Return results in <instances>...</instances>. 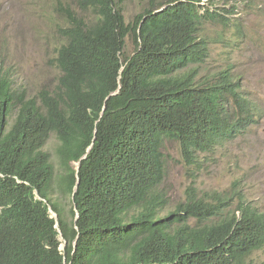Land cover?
<instances>
[{"label":"trees","instance_id":"obj_1","mask_svg":"<svg viewBox=\"0 0 264 264\" xmlns=\"http://www.w3.org/2000/svg\"><path fill=\"white\" fill-rule=\"evenodd\" d=\"M146 1L127 22L122 0H79L91 20L56 0L67 23L51 92L14 88L0 59V264H264L252 258L264 213L238 190L201 198L190 186L160 215L164 139L197 166L248 128L231 121L240 91L228 70L195 81L209 51L201 27L226 19L202 0ZM52 133L57 174L43 149Z\"/></svg>","mask_w":264,"mask_h":264},{"label":"rangeland","instance_id":"obj_2","mask_svg":"<svg viewBox=\"0 0 264 264\" xmlns=\"http://www.w3.org/2000/svg\"><path fill=\"white\" fill-rule=\"evenodd\" d=\"M79 0H68L72 9L91 20V10H82ZM218 9L225 22L205 21L200 36L209 43V55L200 66L199 76L207 77L229 70L245 95L256 103V122L236 139L200 156L197 166L183 160L179 143L165 139L160 147L164 176L158 190L165 196L166 214L185 200L188 187L195 195L222 194L231 197L238 190L244 201L264 213V0H204ZM55 0H0L1 67L8 68L14 88L34 96L42 88L53 90L59 70L54 64L56 51L64 39L56 32L65 19L56 13ZM125 20L147 7L146 0H122ZM134 44L125 38L124 52L132 54ZM55 134L43 149L48 151L55 174L61 172ZM73 168L77 163L71 162ZM56 185V183H55ZM232 204L236 201L234 196ZM53 215V214H52ZM63 248V243L60 245ZM252 258L264 262V247Z\"/></svg>","mask_w":264,"mask_h":264},{"label":"clouds","instance_id":"obj_3","mask_svg":"<svg viewBox=\"0 0 264 264\" xmlns=\"http://www.w3.org/2000/svg\"><path fill=\"white\" fill-rule=\"evenodd\" d=\"M202 3L204 4V6L205 7H208L207 6V4L204 2V0H202ZM55 4H56V0H55ZM210 10H216V11H218V9H211L210 7H208ZM55 11H56V5H55ZM219 12V11H218ZM56 13H57V11H56ZM220 13V12H219ZM60 15V14H59ZM66 21V20H65ZM67 23V22H66ZM58 27H60V26H58ZM57 27V28H58ZM57 28H56V32H57ZM58 34V33H57ZM204 38V37H203ZM205 39V38H204ZM206 40V39H205ZM207 41V40H206ZM207 43H208V41H207ZM208 49H209V43H208ZM208 55H209V51H208ZM208 57V56H207ZM207 57L205 58V60L207 59ZM0 59H1V56H0ZM1 61H2V64H3V59H1ZM205 62V61H204ZM204 62H201V63H199V65L201 66ZM1 64V65H2ZM200 66H199V68H200ZM2 68V67H1ZM3 69V68H2ZM3 70H8V68H4ZM221 71H223V70H221ZM229 71V70H228ZM8 72H9V70H8ZM219 72V71H218ZM230 73H231V71H229ZM10 73V72H9ZM199 74H200V69H198V74L196 75V77H195V81L198 83V84H202V85H204V86H207L209 83H210V81L212 80V78L214 77L213 75L215 74H212V75H210V76H207V77H203V76H199ZM232 74V73H231ZM233 75V74H232ZM10 76L12 77V75H11V73H10ZM13 79V78H12ZM233 79L235 80V79H237V81L239 80V78H235L234 76H233ZM238 88H239V91H240V95H236V96H231V99H230V102H229V114L231 115V121H233V122H235V123H237V124H239V126H242V127H246V128H248L249 129V127L252 125V124H254L255 122H256V119H255V116H257V115H259V111H257V106H256V103L254 102V101H252L250 98H248L246 95H245V93H244V90H242L241 89V87H240V85H239V83H238ZM42 89H46V88H42ZM42 89H40V90H42ZM39 90V91H40ZM48 90V89H47ZM22 91V90H21ZM38 91V92H39ZM50 92H51V90H49ZM38 94V93H37ZM37 94L36 95H34V96H37ZM27 95V94H26ZM29 96V95H28ZM244 99H246L248 102H243V98ZM247 129V130H248ZM246 130V131H247ZM246 131H243V132H241L240 134H238L234 139H236L238 136H240V135H242V134H244ZM233 139V140H234ZM165 140V139H164ZM163 140V141H164ZM171 140H175V139H171ZM175 141H177L178 143H179V141L178 140H175ZM230 141H232V140H230ZM230 141H226V142H224V143H227V142H230ZM224 143H222V144H224ZM222 144H220V145H222ZM220 145H217L216 146V148L218 147V146H220ZM179 147H180V143H179ZM180 153H181V148H180ZM203 155H205V154H203ZM181 156H182V154H181ZM200 156H202V155H200ZM200 156H199V158H200ZM198 158V159H199ZM163 160V159H162ZM214 195H222V194H213L212 195V197L214 196ZM222 196H224V195H222ZM226 198H230V197H226ZM229 202L231 203L232 201H231V199L229 200ZM238 202V201H237ZM237 202H234V204L235 203H237ZM245 202H247V203H249L248 201H245ZM234 204H230V206L231 207H233V205ZM250 204V203H249ZM250 205H252V204H250ZM253 207H255V208H257L256 206H254V205H252ZM258 209V208H257ZM259 210V209H258ZM160 215H161V213H160ZM53 216H54V213H53ZM258 251V250H257ZM256 252V251H255ZM254 252V253H255ZM253 253V254H254ZM252 254V255H253ZM263 262V261H262ZM257 263H259V262H257Z\"/></svg>","mask_w":264,"mask_h":264},{"label":"water","instance_id":"obj_4","mask_svg":"<svg viewBox=\"0 0 264 264\" xmlns=\"http://www.w3.org/2000/svg\"><path fill=\"white\" fill-rule=\"evenodd\" d=\"M79 167V164H77V167L76 168H78ZM54 216H55V214H54ZM63 246H64V244H63Z\"/></svg>","mask_w":264,"mask_h":264},{"label":"bare ground","instance_id":"obj_5","mask_svg":"<svg viewBox=\"0 0 264 264\" xmlns=\"http://www.w3.org/2000/svg\"><path fill=\"white\" fill-rule=\"evenodd\" d=\"M237 85H238V83H237ZM77 164H79L78 162H76ZM77 167V166H76ZM77 169V168H76Z\"/></svg>","mask_w":264,"mask_h":264}]
</instances>
